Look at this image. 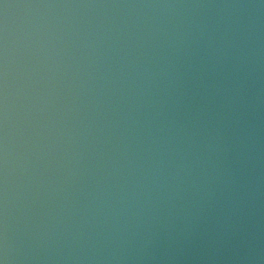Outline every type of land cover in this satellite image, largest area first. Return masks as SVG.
<instances>
[{
    "label": "water",
    "instance_id": "obj_1",
    "mask_svg": "<svg viewBox=\"0 0 264 264\" xmlns=\"http://www.w3.org/2000/svg\"><path fill=\"white\" fill-rule=\"evenodd\" d=\"M0 264H264V0H0Z\"/></svg>",
    "mask_w": 264,
    "mask_h": 264
}]
</instances>
